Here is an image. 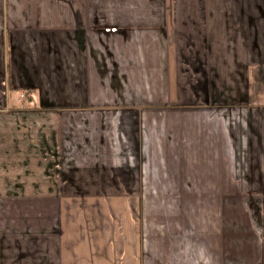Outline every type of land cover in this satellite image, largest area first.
<instances>
[{
    "label": "crops",
    "instance_id": "crops-1",
    "mask_svg": "<svg viewBox=\"0 0 264 264\" xmlns=\"http://www.w3.org/2000/svg\"><path fill=\"white\" fill-rule=\"evenodd\" d=\"M0 264H264V0H0Z\"/></svg>",
    "mask_w": 264,
    "mask_h": 264
},
{
    "label": "built area",
    "instance_id": "built-area-1",
    "mask_svg": "<svg viewBox=\"0 0 264 264\" xmlns=\"http://www.w3.org/2000/svg\"><path fill=\"white\" fill-rule=\"evenodd\" d=\"M20 99L19 100H22V101H24V98H25V95H24V93H20Z\"/></svg>",
    "mask_w": 264,
    "mask_h": 264
},
{
    "label": "trees",
    "instance_id": "trees-1",
    "mask_svg": "<svg viewBox=\"0 0 264 264\" xmlns=\"http://www.w3.org/2000/svg\"><path fill=\"white\" fill-rule=\"evenodd\" d=\"M23 92L25 93V95L27 94L25 90H23Z\"/></svg>",
    "mask_w": 264,
    "mask_h": 264
},
{
    "label": "rangeland",
    "instance_id": "rangeland-1",
    "mask_svg": "<svg viewBox=\"0 0 264 264\" xmlns=\"http://www.w3.org/2000/svg\"><path fill=\"white\" fill-rule=\"evenodd\" d=\"M25 94V93H24ZM24 101H26V96H25V98H24Z\"/></svg>",
    "mask_w": 264,
    "mask_h": 264
}]
</instances>
